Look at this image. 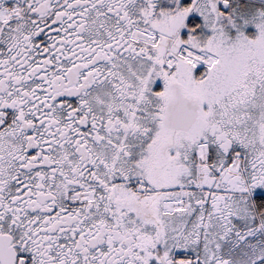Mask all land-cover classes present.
<instances>
[{"label": "snow or ice", "instance_id": "1", "mask_svg": "<svg viewBox=\"0 0 264 264\" xmlns=\"http://www.w3.org/2000/svg\"><path fill=\"white\" fill-rule=\"evenodd\" d=\"M0 264H264V0H0Z\"/></svg>", "mask_w": 264, "mask_h": 264}]
</instances>
